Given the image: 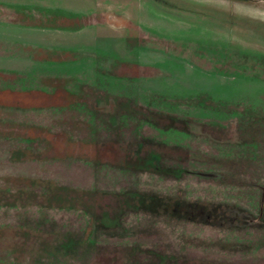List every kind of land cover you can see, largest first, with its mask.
<instances>
[{"label":"rangeland","instance_id":"obj_1","mask_svg":"<svg viewBox=\"0 0 264 264\" xmlns=\"http://www.w3.org/2000/svg\"><path fill=\"white\" fill-rule=\"evenodd\" d=\"M53 76L0 115V264H264V0H0L1 85Z\"/></svg>","mask_w":264,"mask_h":264},{"label":"flooded vegetation","instance_id":"obj_2","mask_svg":"<svg viewBox=\"0 0 264 264\" xmlns=\"http://www.w3.org/2000/svg\"><path fill=\"white\" fill-rule=\"evenodd\" d=\"M104 2V1H103ZM97 4V3H96ZM103 7H97V9H95L91 15V19L90 21V25L97 27L98 29H100L99 27L103 24V22L105 23H116L118 25H116V28H120L121 24H126L128 25V23L125 21L124 18L120 17V18H113L109 19V14L107 13V9L110 8L106 2L102 3ZM103 20V21H102ZM115 63V65H119L122 64L124 66L130 65L132 63L126 62V63H122V62H116V61H112ZM56 76H53V78H50V80H52L51 84L47 85V90L44 92H27V91H22V90H15L14 88H12L11 86H3L0 83V115L4 114V115H22V114H36L39 113L40 111H44V110H48V111H52V112H56V111H60L61 109L64 108H70L68 104H70L69 100L71 99L70 94L67 90H63L58 88L55 85V81H58L59 79H55ZM7 80V79H6ZM54 82V83H53ZM50 103V104H49ZM28 123H23L22 125H25ZM0 125H17V124H13L12 122H8V121H0ZM37 130V131H36ZM25 132H23V135H21V139H25V140H33L36 138H39L40 135L42 134L43 131H41V129L37 128V127H28L27 130L24 129ZM32 132H35L34 136L31 135ZM4 134V136L6 137H10L11 134L8 133H2ZM28 134H30V136H27ZM86 143V142H85ZM84 144V143H83ZM88 144V143H86ZM96 148V146L94 147V149ZM96 150V149H95ZM98 150H96L97 152ZM96 152H94L95 155V160H98V154H95ZM98 153V152H97ZM136 168L141 169V168H145L146 170H152V171H156L158 172L155 168L153 167H142V166H137ZM38 180V179H37ZM36 180V181H37ZM41 182L43 181L45 184H48L49 186H55V183L52 180H40ZM178 210H180V208H178ZM184 210V209H181ZM89 213V212H88ZM90 217H88V221L91 220L90 224H92V219H93V214L89 213L88 214ZM89 225L86 226V231L84 233L85 236V240H87V235L89 232ZM88 241V240H87ZM101 260H102V256H100ZM170 264H220L217 262H212V263H208L206 261H194V260H185V261H181L180 263H178L175 259L169 262ZM90 264H116V261L114 259L113 256H110L108 258L107 261H93Z\"/></svg>","mask_w":264,"mask_h":264},{"label":"crops","instance_id":"obj_3","mask_svg":"<svg viewBox=\"0 0 264 264\" xmlns=\"http://www.w3.org/2000/svg\"><path fill=\"white\" fill-rule=\"evenodd\" d=\"M50 104V103H49Z\"/></svg>","mask_w":264,"mask_h":264}]
</instances>
